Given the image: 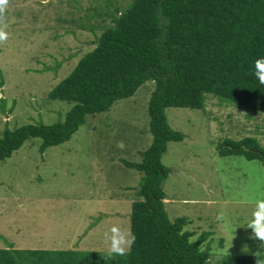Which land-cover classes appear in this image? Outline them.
Instances as JSON below:
<instances>
[{
    "label": "rangeland",
    "instance_id": "1",
    "mask_svg": "<svg viewBox=\"0 0 264 264\" xmlns=\"http://www.w3.org/2000/svg\"><path fill=\"white\" fill-rule=\"evenodd\" d=\"M108 1H7L0 15L8 32L0 41V134L5 127L64 119L73 103L49 99L48 92L94 47L78 19L94 9H122L130 0ZM154 87L147 80L108 111L87 114L68 141L41 151V138L30 137L0 160V248L105 251L104 234L112 226L130 228L142 173L123 160L139 162L151 142L147 104ZM165 115L184 134L162 155L170 168L162 184L169 220L185 217L191 239L207 233L210 263L229 253L264 254L260 242L249 239L251 229L239 226L264 198V165L217 153L226 138L251 135L264 145V112L206 94L204 108L168 107ZM220 212L237 227L231 247ZM244 244L247 253L240 250Z\"/></svg>",
    "mask_w": 264,
    "mask_h": 264
},
{
    "label": "trees",
    "instance_id": "2",
    "mask_svg": "<svg viewBox=\"0 0 264 264\" xmlns=\"http://www.w3.org/2000/svg\"><path fill=\"white\" fill-rule=\"evenodd\" d=\"M113 8L94 9L78 19V26L94 36V47L48 92L49 99L73 103L64 119L5 127L0 160L30 137L41 138V151L68 141L87 114L108 111L143 82L154 81L147 104L151 142L139 162L123 160L142 173L130 210L135 242L111 261L101 257L105 251L8 244L0 248V264H264V254L235 253L210 263V251L203 246L207 233L191 239L185 217L169 220L162 187L170 172L162 155L168 142L184 138L169 125L166 108L202 109L205 95L212 94L236 107L264 112V85L252 75L253 60L264 56V0H130L122 9ZM106 19L109 23L101 24ZM217 151L264 165V145L251 135L223 139Z\"/></svg>",
    "mask_w": 264,
    "mask_h": 264
},
{
    "label": "clouds",
    "instance_id": "3",
    "mask_svg": "<svg viewBox=\"0 0 264 264\" xmlns=\"http://www.w3.org/2000/svg\"><path fill=\"white\" fill-rule=\"evenodd\" d=\"M7 0H0V15L5 11ZM8 38V32L0 28V41ZM252 75L260 85H264V56H259L253 60ZM217 219L222 222L225 233L229 237V245L231 247V240L234 236V230L237 228L231 219L225 217L223 212L217 214ZM239 226L250 228L251 235L249 239H256L260 242V247L264 248V198H259L255 201V206L251 214ZM135 234L131 229L122 230L117 226H112L105 234L104 241L106 249L101 256L104 261H111L116 255L123 256L129 251L135 242ZM228 249V248H227ZM225 249V253H227ZM242 252L249 251L246 244L241 245ZM257 254V253H256Z\"/></svg>",
    "mask_w": 264,
    "mask_h": 264
}]
</instances>
